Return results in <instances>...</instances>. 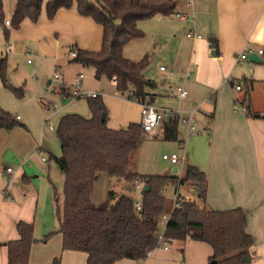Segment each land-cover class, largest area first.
Instances as JSON below:
<instances>
[{
    "label": "crops",
    "instance_id": "obj_1",
    "mask_svg": "<svg viewBox=\"0 0 264 264\" xmlns=\"http://www.w3.org/2000/svg\"><path fill=\"white\" fill-rule=\"evenodd\" d=\"M184 9L189 12L187 19L174 13L153 16L151 22L139 21L138 27L146 32L147 38H134L124 46V55L139 60L149 54L155 65H167V72L173 74L171 79L160 68L157 75L149 77L145 73L147 67L144 68V75L155 82L148 88L152 96L148 102L158 107L180 109L183 115L192 112L194 117L193 130L177 118V141L184 148L182 169L180 171V163L173 164V169L165 174L171 178L184 177L189 164L203 170L207 176V194L201 205L210 210L242 208L247 215V230L254 237L246 264H264V0H193L189 8H184L183 1L179 0L176 11ZM190 30L201 37L187 36ZM5 37L9 51L26 55L31 53L29 46H32L36 55L53 61L61 77H51L41 83L46 89L53 87L61 96L72 97L73 84L78 74L83 73V88L98 92L103 98L102 90L94 89L87 80L91 75L98 79L95 68L71 60V51L76 47L100 50L103 26L91 16L81 14L75 4L58 9L51 18L42 9L37 21L26 18ZM243 53L247 54L244 58L241 57ZM256 53L258 55H254ZM252 55L254 59H250ZM251 79L250 105L259 115L250 114L243 103L245 82ZM109 80L116 87V82ZM178 84L187 88L185 98L178 97ZM236 85L241 88L237 89ZM64 88L70 91L63 92ZM115 93L120 98L119 91ZM126 100L130 103L123 102L126 107L123 106L114 120L108 116L107 108L108 127L119 129L131 122H142L139 101ZM104 102L108 105L107 100ZM58 108L56 104L48 105L47 111ZM50 115L49 112L48 118ZM48 118L41 124L42 131L45 127L52 128L47 124ZM168 120L154 136L164 135ZM25 133L19 129L0 128V264H8L6 242L19 237L16 225L21 219L34 223L36 241L31 247L29 264H52L55 257H60V264H86V252L63 249L62 234L57 231L58 215L56 225L45 213L47 196L43 195L38 181H44V192L49 191L50 168L38 169L26 159L38 148L42 159L45 149L41 142L33 147V137L26 130ZM47 138L44 135L43 140ZM8 166L14 168L13 173H7ZM47 173L50 182L46 180ZM173 173L175 177L171 176ZM174 183L175 195L178 193L181 199L186 193L191 194L192 200L197 198L196 188L178 185L175 180ZM130 190L136 192L137 196L133 197L138 202L145 185L135 181ZM94 193L95 188L92 200ZM169 204L172 206L173 202ZM61 205L59 203L58 207ZM53 231L55 233L44 241L45 235ZM168 243V249L152 248V253L143 261L122 258L113 264H207L213 254L209 243L190 236L168 240Z\"/></svg>",
    "mask_w": 264,
    "mask_h": 264
},
{
    "label": "trees",
    "instance_id": "obj_2",
    "mask_svg": "<svg viewBox=\"0 0 264 264\" xmlns=\"http://www.w3.org/2000/svg\"><path fill=\"white\" fill-rule=\"evenodd\" d=\"M97 3H96V2ZM15 0L11 25L17 28L24 19L37 21L43 5L48 17L58 9L76 5L77 10L91 16L103 26L100 50L76 47L72 61L95 68V76L107 77L116 82L118 91H130L129 99L139 102L151 101L148 92L155 82L148 79L144 68L150 62L146 54L139 60L124 55V46L144 32L138 22L157 15H171L179 0ZM3 0H0V23L5 35ZM7 57L0 55V77L3 83L18 95L23 87L13 86L6 78ZM243 103L250 114L259 115L251 109L250 94L253 80H246ZM69 92L64 88L63 92ZM92 116L79 113L64 114L58 123L56 134L61 145V155L55 157L65 175L64 200L58 207L59 229L64 250L84 251L88 254L86 264H113L122 258L143 261L148 250L156 247L160 217L170 213L166 224L168 240H183L187 236L209 243L213 254L207 264H246L249 248L254 244L253 235L247 230V215L240 208L210 210L201 205L207 194L206 173L189 164L184 177L171 178L167 174H144L131 169L133 156L144 136L142 123L131 122L128 126L114 129L102 119L107 106L102 98L89 97ZM164 125V137L177 139L176 117H170ZM12 113L0 106V128L12 129L17 124ZM124 178L129 184L136 180L148 186L142 192L140 207L130 193L108 190L107 198L100 203L92 200L95 183L100 172ZM197 189L196 199L182 198L172 210L163 189L170 181ZM19 237L6 242L8 264H29L34 237V223L17 222ZM55 231L44 237L47 241ZM52 264H60L55 257Z\"/></svg>",
    "mask_w": 264,
    "mask_h": 264
},
{
    "label": "rangeland",
    "instance_id": "obj_3",
    "mask_svg": "<svg viewBox=\"0 0 264 264\" xmlns=\"http://www.w3.org/2000/svg\"><path fill=\"white\" fill-rule=\"evenodd\" d=\"M14 4L15 0H3L5 19L11 21ZM43 11H45V4L43 5ZM151 18L152 17L147 18L145 22H151ZM13 28V25H10L8 29L12 30ZM5 36L4 26L0 23V55L7 56L8 63L6 78L13 86L23 87L24 94L21 96L16 94L12 88L3 83L0 77V106L9 110L18 121L12 128L13 131L17 129L21 130L23 133H25V130L28 131L33 137V139H31L33 147H36V145L41 142L45 149L44 156L47 160L43 161L41 159L39 148L36 149V153L33 152L26 159L30 161L33 167H39L38 169L46 171L48 167L50 168L52 182L49 191L47 189V191L44 192L42 188L44 181L39 179L38 183L41 186L43 195L47 196L45 198L47 204L45 213L49 219H53L54 223L58 225L57 211L59 203L61 205L64 199L65 177L60 171L55 159L56 156L61 155L56 129L62 115L69 112H77L89 118L92 116V110L89 105L88 97L66 98L60 95V91H58L60 94L57 93L55 88L51 87V89H46L45 86L40 85L41 83H45L48 78H54L56 68L53 66V61L49 58L36 55L37 51L35 48H32V46H29V48L32 49L31 53L26 55L14 50L8 51L6 43L8 40ZM144 38H147L146 32H144L143 39ZM133 39L134 38L127 44ZM28 59H30V62H28ZM146 67L145 73L147 76L153 77L151 76L152 74L157 75L158 65H155L150 60ZM156 77L157 76H155V78ZM87 80L95 86L94 89L97 88L102 90L103 99L108 101V105L106 104L109 110L108 116L111 117L112 120L121 114L123 106L126 107L125 104L130 103L126 99H129L131 92L126 91L122 94V92L119 91L120 94H118V97L120 98H117L115 91L117 92L118 90L107 77L95 79V77L91 75ZM54 84L58 86L59 82L54 81ZM121 96L123 99H121ZM135 99L138 101L137 98ZM52 104H56L59 107L57 110L51 109L53 112L49 111L51 113L50 119L54 125L52 128L45 127V131H42L41 124L49 116H47L49 113L47 111L48 105ZM201 133L203 134V131ZM43 134L48 136L47 140H43ZM174 152L181 157L184 155V148L177 139H166L162 133L158 136L145 135L133 156L131 169L144 174H165L173 169V163L169 159H165L163 155L172 154ZM200 154H202V152ZM179 168L181 171L182 163L179 164ZM99 174V179L94 187L95 193L93 194V201L95 203H100L105 200L108 190L110 189H114L120 193H130L135 197L137 196L135 191L133 192L125 188V184L129 183L124 178L110 176L104 171ZM48 175L47 173L46 180L50 182ZM174 187V181H170L165 187L164 193L169 202H173L175 197ZM57 197L59 200H57ZM191 197V194L187 193L182 196V198L187 199H191Z\"/></svg>",
    "mask_w": 264,
    "mask_h": 264
},
{
    "label": "built area",
    "instance_id": "obj_4",
    "mask_svg": "<svg viewBox=\"0 0 264 264\" xmlns=\"http://www.w3.org/2000/svg\"><path fill=\"white\" fill-rule=\"evenodd\" d=\"M183 1V6L184 8H189L192 3L193 0H182ZM97 3V2H96ZM175 13V14H174ZM173 14L176 15L177 17H181L184 19L189 18V12L184 10H180V11H176ZM5 24L6 25H10L11 21L9 19L5 20ZM187 36L189 37H201L200 34L195 33L194 31L190 30L187 33ZM7 50L9 51L10 48L7 47ZM259 53H263V50H259ZM71 55L75 56L76 55V51L72 50L71 51ZM247 54L243 53L241 54V57L244 58L246 57ZM160 71L162 72H167L168 71V66L165 64H162L160 67ZM61 77V74L58 70H55L54 72V78L55 79H59ZM166 77L168 79L173 78V74L167 72L166 73ZM83 78H84V74L83 73H79L75 82H74V90L72 91V97H97L99 95L98 92L95 91H89V90H85L83 88ZM236 88L239 89L241 88L240 85H236ZM177 95L179 98H185L188 95V90L187 88L182 85V84H178L177 87ZM132 100H136L135 98H132ZM140 103V110H141V115H142V130H143V134L144 135H148V136H154L157 134L159 128L161 127L162 123L170 117H176L179 118L183 123H186L188 129H194V117L192 115V112H190V114L187 115H183L180 112V109H173L170 107H158L156 105H154L151 102L148 101H143V102H139ZM47 124L52 127L53 126V122L51 121L50 118H48L47 120ZM40 154H42V152H40ZM163 157L165 159H169L173 164H179L182 160V157L177 154V153H172V154H164ZM43 160H46V157L42 156ZM7 173H13L14 172V168L11 166H8L6 168ZM139 180H136V182H138ZM139 185L137 184V187ZM6 193V191H4ZM7 194V193H6ZM7 198H9V196H7ZM181 201V197L178 193H176L174 201H173V205H172V210L179 206ZM140 203L141 201L136 202V205L138 207H140ZM170 216V213H165L160 217V221H159V225H158V231H157V247H161L164 249H168L169 248V243H168V238L166 237L165 231H166V224L168 222V218ZM152 253V249L148 250L147 256L150 255Z\"/></svg>",
    "mask_w": 264,
    "mask_h": 264
},
{
    "label": "water",
    "instance_id": "obj_5",
    "mask_svg": "<svg viewBox=\"0 0 264 264\" xmlns=\"http://www.w3.org/2000/svg\"><path fill=\"white\" fill-rule=\"evenodd\" d=\"M254 55H258L257 53L256 54H254ZM254 55H252L251 57H250V59H254L253 57H254ZM102 119L103 120H106V117H107V113L106 112H104V113H102ZM175 171H176V168H175ZM172 177H175L176 176V174L175 173H173L172 175H171ZM148 188V186L146 185L145 186V190Z\"/></svg>",
    "mask_w": 264,
    "mask_h": 264
}]
</instances>
